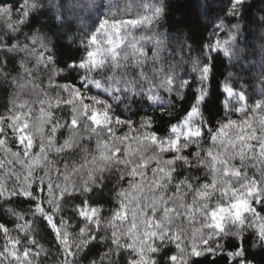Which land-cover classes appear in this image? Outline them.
I'll list each match as a JSON object with an SVG mask.
<instances>
[{
	"label": "clouds",
	"instance_id": "obj_1",
	"mask_svg": "<svg viewBox=\"0 0 264 264\" xmlns=\"http://www.w3.org/2000/svg\"><path fill=\"white\" fill-rule=\"evenodd\" d=\"M256 112L264 114V0H0L3 136L22 151L11 117L26 118L52 180L69 176L75 185L67 207L83 200L99 210V239L78 264H129L124 241L119 249L112 241V214L139 182L134 172L149 186L145 195L163 194L175 209L165 227L181 239H157L154 264H264L256 216L211 215L246 177L264 190V160L212 138L222 123ZM253 126L264 138V124ZM7 190L14 194L0 195V218L12 219L9 209L27 214L11 176ZM250 199L264 213L259 195ZM39 238L51 250L44 264H58L44 229Z\"/></svg>",
	"mask_w": 264,
	"mask_h": 264
},
{
	"label": "snow or ice",
	"instance_id": "obj_2",
	"mask_svg": "<svg viewBox=\"0 0 264 264\" xmlns=\"http://www.w3.org/2000/svg\"><path fill=\"white\" fill-rule=\"evenodd\" d=\"M111 42V41H110ZM116 43L112 42L113 49ZM93 62L98 60L96 51L91 53ZM259 108V105H257ZM50 115V114H47ZM93 119L102 120L99 113L93 114ZM15 126L16 142L23 149L18 150L15 144L9 146L7 137L3 136V126L0 125V152L7 153L8 160L0 157V195L12 196L14 193L7 190L9 176L13 177L17 184L15 195L24 198L30 204L27 214L16 209H9L10 220L0 218V236L4 243L0 245V264H44L51 250L39 238L41 229H44L55 244V251L59 254L58 264H78L77 256L81 250L82 255H87L99 233V221L97 219L99 210L85 201L81 200L79 206L67 207L66 202L76 199L73 195L76 191L71 177L64 176L63 183H56L52 180L50 172L43 167L45 160L43 152L44 145H40L41 151H36L35 132L29 131V122L20 115L11 117ZM255 123L264 124V114L256 112L254 116L246 117L241 121H227L213 130L212 138L225 143L228 147L235 148L243 158L248 154L264 160V138H261L259 131L253 126ZM43 119L38 131L43 132ZM75 123V121H73ZM19 165L10 168L8 174L4 173L5 164ZM36 170L42 173L39 179L36 178ZM156 172L162 175L167 173L166 168H156ZM239 171L229 170V175H240ZM59 175V173H57ZM139 182L133 183L131 190L121 194V202L113 210V236L112 241L117 249L120 248V241H124V248L128 250L129 264H154L153 257L161 250L156 243L157 239L163 241L168 236H173L165 227L171 222L170 213L175 209L170 207V201L163 198V194L145 195L149 186L142 179L143 174L134 172ZM154 187L159 189L162 180L155 179ZM231 191L232 203L229 206L221 205L213 209L211 215L214 219L222 217L223 214L231 212L238 220L252 213L257 217V225L264 232V213L253 209L255 197L259 195L261 203H264V190L260 188V181L256 177L245 178L240 188L231 185L225 191ZM201 197L208 195L207 191L199 193ZM25 217H30L26 219ZM14 218V219H13ZM23 221V223H20ZM73 221H76L74 224ZM15 224V228L8 227ZM127 225L126 232L121 235L116 229ZM217 227H222L220 221L216 220ZM93 229V230H90ZM13 232L24 233L23 237ZM173 238L179 244L181 237L177 234ZM207 244V241L204 242ZM182 247V246H181ZM195 255L200 254L199 247L192 249ZM212 249L209 248V252ZM175 262L178 257L172 256ZM53 260L56 257L53 256ZM183 264V261H181Z\"/></svg>",
	"mask_w": 264,
	"mask_h": 264
},
{
	"label": "trees",
	"instance_id": "obj_3",
	"mask_svg": "<svg viewBox=\"0 0 264 264\" xmlns=\"http://www.w3.org/2000/svg\"><path fill=\"white\" fill-rule=\"evenodd\" d=\"M26 219H30V217H25ZM14 219V218H13ZM20 223H23V221H20ZM73 223L75 224L76 223V221H73ZM8 227L9 228H11V229H14L15 228V224H9L8 225ZM17 234H19L21 237H23V235H24V233H16V232H13V235H17ZM42 243H43V241H41ZM4 243V241H3V238H2V236H0V245H2ZM46 246H48V245H46ZM49 247V246H48ZM52 259H53V257H51ZM60 258V257H59ZM49 259V256L47 257V259H46V261Z\"/></svg>",
	"mask_w": 264,
	"mask_h": 264
}]
</instances>
